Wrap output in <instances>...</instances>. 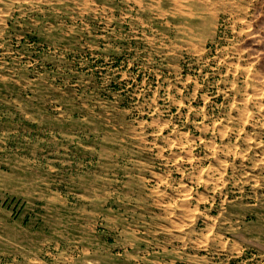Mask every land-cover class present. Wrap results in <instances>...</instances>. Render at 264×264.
<instances>
[{
  "label": "rangeland",
  "instance_id": "1",
  "mask_svg": "<svg viewBox=\"0 0 264 264\" xmlns=\"http://www.w3.org/2000/svg\"><path fill=\"white\" fill-rule=\"evenodd\" d=\"M0 264H264V0H0Z\"/></svg>",
  "mask_w": 264,
  "mask_h": 264
},
{
  "label": "bare ground",
  "instance_id": "2",
  "mask_svg": "<svg viewBox=\"0 0 264 264\" xmlns=\"http://www.w3.org/2000/svg\"><path fill=\"white\" fill-rule=\"evenodd\" d=\"M236 3V2H235ZM174 4H176V3H174ZM215 4V3H214ZM179 5V4H178ZM205 5V4H204ZM233 5V4H232ZM248 5V4H247ZM181 6V5H180ZM179 6V7H180ZM168 8V7H167ZM215 8V7H214ZM220 9V8H219ZM187 10V9H186ZM214 10V9H213ZM241 10H242V8H241ZM178 12V11H177ZM225 12V11H224ZM197 16V15H196ZM216 21V20H215ZM257 32V31H256ZM261 35V34H260ZM263 35V34H262ZM259 36V35H258ZM252 38V37H251ZM253 49V48H252ZM257 50V49H256ZM261 76V75H260Z\"/></svg>",
  "mask_w": 264,
  "mask_h": 264
}]
</instances>
